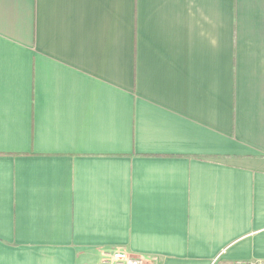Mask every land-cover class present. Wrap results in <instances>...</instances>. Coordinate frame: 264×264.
<instances>
[{
    "label": "crops",
    "instance_id": "1",
    "mask_svg": "<svg viewBox=\"0 0 264 264\" xmlns=\"http://www.w3.org/2000/svg\"><path fill=\"white\" fill-rule=\"evenodd\" d=\"M264 260V0H0V264Z\"/></svg>",
    "mask_w": 264,
    "mask_h": 264
},
{
    "label": "built area",
    "instance_id": "2",
    "mask_svg": "<svg viewBox=\"0 0 264 264\" xmlns=\"http://www.w3.org/2000/svg\"><path fill=\"white\" fill-rule=\"evenodd\" d=\"M145 260L122 249H115L103 253L100 264H144ZM238 264H264V260L239 262Z\"/></svg>",
    "mask_w": 264,
    "mask_h": 264
}]
</instances>
